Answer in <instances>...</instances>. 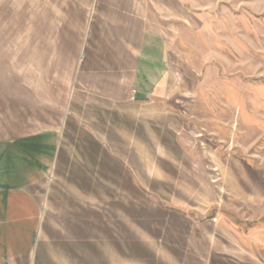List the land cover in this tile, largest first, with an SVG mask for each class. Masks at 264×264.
<instances>
[{"label":"rangeland","instance_id":"obj_1","mask_svg":"<svg viewBox=\"0 0 264 264\" xmlns=\"http://www.w3.org/2000/svg\"><path fill=\"white\" fill-rule=\"evenodd\" d=\"M152 1L167 44L162 86L108 113V131L85 121L65 133L77 148L50 182L57 214L41 264H204L193 253L206 255L221 222L264 252V0ZM16 2L0 0V28ZM92 140L128 163L92 146L81 163L78 143Z\"/></svg>","mask_w":264,"mask_h":264},{"label":"crops","instance_id":"obj_2","mask_svg":"<svg viewBox=\"0 0 264 264\" xmlns=\"http://www.w3.org/2000/svg\"><path fill=\"white\" fill-rule=\"evenodd\" d=\"M16 5L13 12L3 7L13 23L0 28V264H41V232L48 215L57 214L50 185L60 166L72 163L67 147L77 148L65 133L89 130L85 121L108 131V113L130 101L149 103L168 68L167 44L155 32L152 0ZM78 144L81 163L88 146L120 168L128 163L115 150L106 151L112 148L106 141ZM83 204L88 211L89 200ZM181 216L201 229L191 215ZM213 226L206 255L194 251L195 259L264 264V252L226 223Z\"/></svg>","mask_w":264,"mask_h":264},{"label":"built area","instance_id":"obj_3","mask_svg":"<svg viewBox=\"0 0 264 264\" xmlns=\"http://www.w3.org/2000/svg\"><path fill=\"white\" fill-rule=\"evenodd\" d=\"M134 94L137 95V92L135 91Z\"/></svg>","mask_w":264,"mask_h":264}]
</instances>
